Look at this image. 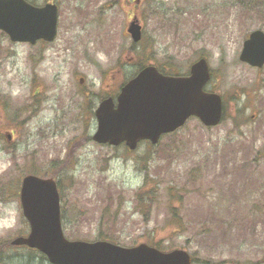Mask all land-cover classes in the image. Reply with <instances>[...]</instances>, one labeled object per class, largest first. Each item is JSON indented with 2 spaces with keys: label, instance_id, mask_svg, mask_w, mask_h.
<instances>
[{
  "label": "rangeland",
  "instance_id": "obj_1",
  "mask_svg": "<svg viewBox=\"0 0 264 264\" xmlns=\"http://www.w3.org/2000/svg\"><path fill=\"white\" fill-rule=\"evenodd\" d=\"M29 1L57 3L58 35L29 44L0 31V264H50L11 245L29 232L19 190L33 172L57 180L68 239L264 264V67L239 61L248 35L264 31V0ZM133 17L140 45L126 31ZM200 57L206 90L223 98L220 125L190 119L134 151L91 139L94 109L140 66L187 74Z\"/></svg>",
  "mask_w": 264,
  "mask_h": 264
},
{
  "label": "water",
  "instance_id": "obj_2",
  "mask_svg": "<svg viewBox=\"0 0 264 264\" xmlns=\"http://www.w3.org/2000/svg\"><path fill=\"white\" fill-rule=\"evenodd\" d=\"M58 7L48 3L35 6L26 0H0V30L13 42L35 44L57 37ZM128 33L134 42L142 38V26L135 18ZM240 60L253 67L264 65V32L253 31L244 42ZM210 79L205 58L190 67L188 76L164 75L155 66H146L127 82L117 96L100 102L95 111L97 130L93 140L135 149L138 142L156 144L164 134L174 132L191 116L208 127L222 118V98L204 91ZM82 82V80H81ZM23 214L30 225L27 237L13 245H26L46 255L52 264H191L185 250L168 253L147 244L123 247L107 241H70L65 238L60 219V198L54 179L27 175L20 189Z\"/></svg>",
  "mask_w": 264,
  "mask_h": 264
},
{
  "label": "trees",
  "instance_id": "obj_3",
  "mask_svg": "<svg viewBox=\"0 0 264 264\" xmlns=\"http://www.w3.org/2000/svg\"><path fill=\"white\" fill-rule=\"evenodd\" d=\"M141 43H142V41H141ZM140 45V44H139ZM143 66H140L139 67V69L140 68H142ZM164 69V68H163ZM165 70V69H164ZM51 175V174H50ZM50 177H53V175H51ZM145 183H147V182H145ZM99 239H101V240H108V241H111V242H117V241H115V239H111V238H109V237H103V238H99Z\"/></svg>",
  "mask_w": 264,
  "mask_h": 264
},
{
  "label": "bare ground",
  "instance_id": "obj_4",
  "mask_svg": "<svg viewBox=\"0 0 264 264\" xmlns=\"http://www.w3.org/2000/svg\"><path fill=\"white\" fill-rule=\"evenodd\" d=\"M62 160H63V159H62ZM62 160H61V161H62Z\"/></svg>",
  "mask_w": 264,
  "mask_h": 264
}]
</instances>
